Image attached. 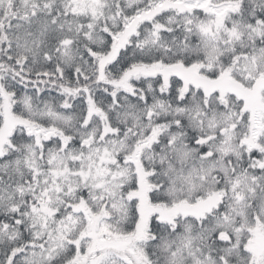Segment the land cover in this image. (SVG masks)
Segmentation results:
<instances>
[{
    "label": "snow or ice",
    "instance_id": "1",
    "mask_svg": "<svg viewBox=\"0 0 264 264\" xmlns=\"http://www.w3.org/2000/svg\"><path fill=\"white\" fill-rule=\"evenodd\" d=\"M0 264H264V0H0Z\"/></svg>",
    "mask_w": 264,
    "mask_h": 264
}]
</instances>
